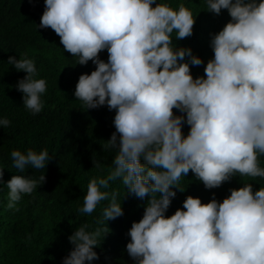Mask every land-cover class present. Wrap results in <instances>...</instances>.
Here are the masks:
<instances>
[{
	"label": "clouds",
	"instance_id": "1",
	"mask_svg": "<svg viewBox=\"0 0 264 264\" xmlns=\"http://www.w3.org/2000/svg\"><path fill=\"white\" fill-rule=\"evenodd\" d=\"M205 3L216 15L226 9L231 20L211 34L214 56L204 75L194 78L191 66L203 59L173 42L193 35L197 16L184 3L173 8L156 0H45L39 27L51 28L64 50L78 57L77 64L96 66L79 77L76 100L86 110L104 105L115 110L116 131L107 141L114 151L111 171L90 179L80 212L91 214L108 201L100 223L123 216L119 193L109 190L115 181L146 199L142 219L127 233L133 264H264V186L254 191L245 183L222 202L188 196L182 208L166 215L174 189L183 192L178 182L189 171L206 189L237 174L264 178L258 160L264 155V0ZM104 50L107 62L100 59ZM8 63L27 73L15 88L23 94V106L39 113L46 81L35 78V62L11 56ZM10 124L0 119V128ZM10 156L22 174L44 169L50 160L46 149L13 150ZM94 167L101 168V162L94 159ZM0 183L9 189L10 209L37 187L26 175L3 182V170ZM102 231L108 232L76 228L62 264L98 260L93 249Z\"/></svg>",
	"mask_w": 264,
	"mask_h": 264
},
{
	"label": "trees",
	"instance_id": "2",
	"mask_svg": "<svg viewBox=\"0 0 264 264\" xmlns=\"http://www.w3.org/2000/svg\"><path fill=\"white\" fill-rule=\"evenodd\" d=\"M176 8L184 3L196 16L193 35L182 40L173 38L177 47H190L194 55L204 63L191 66L195 77L204 75V67L214 53L210 47L211 34L218 33L231 20L226 9L216 15L206 10L205 0H156ZM45 0H0V119L7 118L11 124L0 128V170L3 182L14 175L32 176L37 187L31 194L22 195L15 208H9V189L0 183V264H62L73 246L69 237L80 225L89 231L97 228L101 232L100 243L94 247L99 259L92 264H133L126 245L127 235L133 222L144 214L145 200L127 193L120 181L112 182L109 190L119 193V202L124 215L104 221L102 209L108 201H102L91 214H83L84 195L90 179L106 176L112 168L114 151L107 141L116 131L115 110L107 105L87 109L74 96L76 85L82 74H91L96 66L89 61L79 65L78 57L64 50L60 37L51 29L40 28ZM155 6V4L153 5ZM100 59L107 62L108 52L102 51ZM26 57L32 59L37 68L35 78L46 81V92L42 94V110L33 114L23 106V94L15 85L27 73L17 72L8 59ZM176 115L181 113L174 109ZM190 127L185 124V136ZM47 150L50 160L44 169H28L19 173L13 168L10 153L13 150L26 152ZM94 159L102 167H94ZM264 167V155L258 156ZM45 175V181L40 177ZM234 176L221 187L206 189L203 183L189 171L181 177L179 189L166 215L171 216L183 207L188 196L201 198L208 203L215 198L223 201L231 189L252 183L253 190L264 186V178ZM18 209V210H17ZM105 235V236H104ZM87 264V262H86Z\"/></svg>",
	"mask_w": 264,
	"mask_h": 264
}]
</instances>
